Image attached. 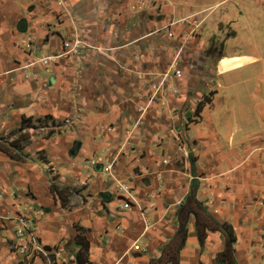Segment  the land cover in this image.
<instances>
[{"label": "crops", "instance_id": "0c3cea01", "mask_svg": "<svg viewBox=\"0 0 264 264\" xmlns=\"http://www.w3.org/2000/svg\"><path fill=\"white\" fill-rule=\"evenodd\" d=\"M158 1L0 0V138L23 119L63 124L50 138L30 130L27 162L0 151V264H78V235L87 264H151L181 230L179 264H263L264 0ZM50 56L62 57L39 63ZM174 62L182 80L151 102ZM52 182L72 192L65 206ZM190 198L231 228V253L223 230L198 233ZM34 202L45 253L21 257L16 219Z\"/></svg>", "mask_w": 264, "mask_h": 264}, {"label": "trees", "instance_id": "16d2710c", "mask_svg": "<svg viewBox=\"0 0 264 264\" xmlns=\"http://www.w3.org/2000/svg\"><path fill=\"white\" fill-rule=\"evenodd\" d=\"M37 122L39 124L45 123V129L48 124L51 125V128L47 131L45 137L50 138L55 135L57 132H61V128L63 127L62 123L55 121L52 117H44L39 119H23L22 125L20 128L11 133L8 137L0 138V151L8 155L13 161L17 162H27L29 161V157L24 154V149L30 144L31 134L30 130H38V127L33 125V122ZM44 126L42 127L43 130ZM41 160H45L43 156H41ZM52 194L59 197L62 201L63 205H66L67 198L72 192L68 189L61 188L54 182L51 185ZM185 214L190 216L191 214L196 216L197 219V230L201 235L204 231H218L223 230L228 236V246L227 252L231 253L232 245L235 242L233 238V233L229 226H221L217 223L213 217L210 215V212L207 208L197 203L195 199L190 198L188 200V204L185 208H183ZM177 235V240H174L172 244H170L164 253V256L161 260L157 262H152L151 264H179V253L181 249L184 247V241L187 236V233L181 230ZM76 244L81 246V249L78 251L76 255V261L78 264H87L89 262V251L90 246L84 237L78 235L76 237ZM227 254V253H226ZM225 254V255H226ZM228 264H236L235 261H231L226 259Z\"/></svg>", "mask_w": 264, "mask_h": 264}, {"label": "built area", "instance_id": "2783aa9c", "mask_svg": "<svg viewBox=\"0 0 264 264\" xmlns=\"http://www.w3.org/2000/svg\"><path fill=\"white\" fill-rule=\"evenodd\" d=\"M154 4L156 5L159 1L154 0ZM145 2H137V4L133 7L135 11H144L145 10ZM191 19V18H190ZM190 19H185L184 21H188ZM175 26V23H170L167 27L164 28L165 36L169 41H173L176 38L175 33L172 30V27ZM21 45L24 48H30L31 43L28 41H23ZM77 47L74 50L76 53ZM58 57H45L42 58L39 63L45 67H50L54 64L59 58ZM183 78V74L179 69V66L176 62L170 65L169 71L165 76H163L162 82L160 85L152 86V93H151V102H154L157 97H159L163 92L169 91L167 90V82L171 80L181 81ZM171 94L174 96L181 95L180 90H170ZM106 171L108 174L113 177L112 171L113 167H107ZM117 194L121 199H123V209L127 210L131 207V203L134 201V191L130 187L129 184H119L117 187ZM45 216V210L42 208L41 205H38L36 202L30 203L22 213L19 214L16 221L19 223L20 228L16 233V244L13 246V250L16 254L21 257L33 258L37 255H43L45 253L44 245L42 244L40 234L38 232V223L43 219ZM132 250L135 252L140 251V247L135 244L132 247ZM264 254V251H263ZM264 257V256H263ZM264 264V258H263Z\"/></svg>", "mask_w": 264, "mask_h": 264}, {"label": "rangeland", "instance_id": "374dc122", "mask_svg": "<svg viewBox=\"0 0 264 264\" xmlns=\"http://www.w3.org/2000/svg\"><path fill=\"white\" fill-rule=\"evenodd\" d=\"M195 4L201 6V8H204L206 7L205 5H209V4H212V2H217L219 0H193ZM155 1L154 0H151V3H154ZM160 2L157 3L156 6L159 5ZM155 6V5H154ZM158 8L160 9V6H158ZM146 9V8H145ZM159 9L157 11V15L155 17H153V19H156L158 22H163L164 20V16L160 14L159 12ZM145 11V10H144ZM144 13V12H143ZM167 27V26H163L160 30V33H162L163 35L160 36L157 40H156V43L157 45L162 49V50H165V49H168L172 46V43L171 41H169L166 36H165V32H164V28ZM33 125H35V127H38L39 129L38 130H32L33 134L34 135H40V134H46L47 131L51 128V125L48 124L49 126L46 127L45 129V123H42V124H39L37 122H33ZM44 126V129H42V127Z\"/></svg>", "mask_w": 264, "mask_h": 264}, {"label": "water", "instance_id": "95a60500", "mask_svg": "<svg viewBox=\"0 0 264 264\" xmlns=\"http://www.w3.org/2000/svg\"><path fill=\"white\" fill-rule=\"evenodd\" d=\"M196 184V183H195Z\"/></svg>", "mask_w": 264, "mask_h": 264}]
</instances>
